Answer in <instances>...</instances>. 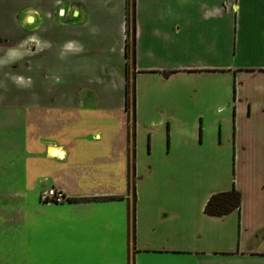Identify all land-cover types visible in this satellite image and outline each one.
I'll return each instance as SVG.
<instances>
[{"label": "crops", "instance_id": "0c3cea01", "mask_svg": "<svg viewBox=\"0 0 264 264\" xmlns=\"http://www.w3.org/2000/svg\"><path fill=\"white\" fill-rule=\"evenodd\" d=\"M134 11L137 115L145 86H157L162 94L152 105L162 108V115L172 107L180 108L189 95L203 97L202 104L209 107L198 109L200 122L194 123L190 133L199 134L204 143L202 133L210 128L205 124L206 112L217 114L220 117L215 121L221 131L211 139L215 151L219 153L225 145L237 155L238 144L243 165L250 160V152L261 154L253 162L264 163V0H135ZM126 19L127 0H0L2 110L9 111L6 97L10 104L14 102L9 97L18 96L28 120L34 111L41 120L54 114L55 126L50 128L55 127L57 134L63 130V137H28L41 147L33 152L29 147V154L43 150L50 159H58L63 152L64 159L94 154L95 165L86 166L93 176H116L117 186L74 201L122 205L127 221L123 231L127 264H264V233L251 226L247 197L243 196L239 210L211 216L204 212L214 192L208 191L202 201L203 225L184 222L187 226L161 229L181 212L172 204L161 203L155 191L150 195L156 207L143 204L142 181L153 169L148 166L144 172L137 168L139 116L133 237V195L128 191ZM188 76L196 78L188 80ZM16 77H23L25 84H18ZM113 113L122 117L118 132L113 129ZM80 115L84 118L79 122ZM166 121L173 129V118L168 115L160 123ZM213 121L210 119L211 127ZM50 147L53 152L49 156ZM113 160L119 163L117 174ZM263 174L261 170L259 175ZM263 193L264 185L255 190L256 195ZM255 239L262 241L263 248Z\"/></svg>", "mask_w": 264, "mask_h": 264}, {"label": "rangeland", "instance_id": "374dc122", "mask_svg": "<svg viewBox=\"0 0 264 264\" xmlns=\"http://www.w3.org/2000/svg\"><path fill=\"white\" fill-rule=\"evenodd\" d=\"M135 70L131 67V81ZM195 78L187 77L188 80ZM190 90L194 91L191 85ZM159 96L162 94L157 86H145L137 115L141 119L137 129L140 147V167L137 165V168L144 172L148 166L153 169L142 181L145 187L143 204L156 207L157 203L150 195L155 191L161 203L172 204V208L181 212L161 229H175L196 221L203 225L202 201L208 191L214 190V194L235 187L241 192L242 201L243 196L248 199L246 206L251 226L263 234L264 193L256 195L255 190L264 185V174L263 177L259 175L264 170V163L253 162L255 156L261 154L250 152V160L243 165V153L238 144L237 155L225 145L217 153L211 139L213 134L219 136L221 131L215 121L220 116L210 112H206L204 118L210 127L202 133L205 142L201 143L199 134L192 135L194 123L200 122L196 116L198 109L209 107V104H202L203 97L189 95L183 99L180 108L172 107L162 115V108L152 106ZM9 98L14 103L9 104L6 97L8 112L0 105V264H127V239L123 234L127 221L123 219L122 205H114L111 201L75 202L68 199L115 187L118 184L116 176H93V170L87 167L95 165L94 154L69 155L65 159H50L43 150L29 154V147L32 152L41 147L33 139L29 142L28 137L42 134L53 140L63 137V130L57 134L55 127L50 128L55 126L54 114L41 120L39 113L34 111L28 120L26 108L18 104L19 97ZM168 115L173 118V129L169 128L170 122L160 123ZM83 118L80 115L78 121ZM111 119L113 129L118 132L122 117L113 113ZM210 119L214 120L212 127ZM50 148L49 156L53 151ZM113 161L112 168L117 174L119 163ZM224 187L228 188L222 189ZM51 189L55 195L44 199L43 194ZM259 199L261 204L257 202ZM178 203H183V208ZM254 242L263 248L262 241L255 239Z\"/></svg>", "mask_w": 264, "mask_h": 264}, {"label": "trees", "instance_id": "16d2710c", "mask_svg": "<svg viewBox=\"0 0 264 264\" xmlns=\"http://www.w3.org/2000/svg\"><path fill=\"white\" fill-rule=\"evenodd\" d=\"M133 10L130 11V0H127V19H126V111L128 120V141L130 143V153L128 157V191L133 195V207H132V226L133 237L135 236V214H136V159H135V147H136V127H137V112H136V79L134 73V79L131 81V67L136 69V24H135V0H132ZM108 198V197H104ZM71 201L74 200H86L88 198H76L69 197ZM241 192L233 187L231 190L220 191L212 194L207 200L204 206V212L211 216H223L227 215L234 210L241 208Z\"/></svg>", "mask_w": 264, "mask_h": 264}, {"label": "built area", "instance_id": "2783aa9c", "mask_svg": "<svg viewBox=\"0 0 264 264\" xmlns=\"http://www.w3.org/2000/svg\"><path fill=\"white\" fill-rule=\"evenodd\" d=\"M53 195H55V191H54V189H51V190L45 192V194H43V198L49 199V197H52Z\"/></svg>", "mask_w": 264, "mask_h": 264}, {"label": "clouds", "instance_id": "9594fccd", "mask_svg": "<svg viewBox=\"0 0 264 264\" xmlns=\"http://www.w3.org/2000/svg\"><path fill=\"white\" fill-rule=\"evenodd\" d=\"M16 82L18 84H21V85L25 84V81H24V78L23 77H16Z\"/></svg>", "mask_w": 264, "mask_h": 264}, {"label": "flooded vegetation", "instance_id": "af4514ba", "mask_svg": "<svg viewBox=\"0 0 264 264\" xmlns=\"http://www.w3.org/2000/svg\"><path fill=\"white\" fill-rule=\"evenodd\" d=\"M126 39H127V33H126ZM135 48H136V41H135ZM125 51H126V43H125ZM125 56H126V53H125ZM126 63H127V57H126ZM126 76H127V73H126Z\"/></svg>", "mask_w": 264, "mask_h": 264}, {"label": "water", "instance_id": "95a60500", "mask_svg": "<svg viewBox=\"0 0 264 264\" xmlns=\"http://www.w3.org/2000/svg\"><path fill=\"white\" fill-rule=\"evenodd\" d=\"M57 156H59V158H63V154L62 153H59Z\"/></svg>", "mask_w": 264, "mask_h": 264}, {"label": "bare ground", "instance_id": "6f19581e", "mask_svg": "<svg viewBox=\"0 0 264 264\" xmlns=\"http://www.w3.org/2000/svg\"><path fill=\"white\" fill-rule=\"evenodd\" d=\"M51 152V151H50ZM53 152V151H52ZM54 154V153H53Z\"/></svg>", "mask_w": 264, "mask_h": 264}]
</instances>
